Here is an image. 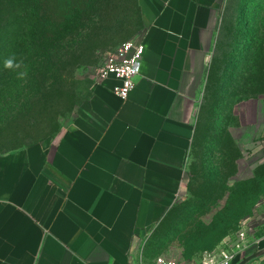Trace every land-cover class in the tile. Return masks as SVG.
Returning a JSON list of instances; mask_svg holds the SVG:
<instances>
[{
  "label": "crops",
  "instance_id": "obj_1",
  "mask_svg": "<svg viewBox=\"0 0 264 264\" xmlns=\"http://www.w3.org/2000/svg\"><path fill=\"white\" fill-rule=\"evenodd\" d=\"M223 1L100 0L87 30L139 28L141 74L125 99L97 77L55 139L0 149V264H154L143 241L186 191Z\"/></svg>",
  "mask_w": 264,
  "mask_h": 264
},
{
  "label": "rangeland",
  "instance_id": "obj_2",
  "mask_svg": "<svg viewBox=\"0 0 264 264\" xmlns=\"http://www.w3.org/2000/svg\"><path fill=\"white\" fill-rule=\"evenodd\" d=\"M61 1L41 3V17L51 25L44 28L23 8L27 0H8L0 66L15 57L20 67L0 74V149L55 139L90 95L98 67L114 49L107 46L139 29L71 31L61 22L69 18ZM222 6L221 50L211 60L196 115L186 191L144 239L151 260L162 253L194 259L244 221L255 243L239 262L264 249V0H224ZM246 264H264V255Z\"/></svg>",
  "mask_w": 264,
  "mask_h": 264
},
{
  "label": "built area",
  "instance_id": "obj_3",
  "mask_svg": "<svg viewBox=\"0 0 264 264\" xmlns=\"http://www.w3.org/2000/svg\"><path fill=\"white\" fill-rule=\"evenodd\" d=\"M144 50V42L137 38L124 41L105 57L98 67L97 77L114 74L120 80L115 92L123 99L127 98L141 74ZM251 230L252 227L244 221L235 232L225 236L211 249L201 251L194 259L162 253L157 255L154 264H237L255 243Z\"/></svg>",
  "mask_w": 264,
  "mask_h": 264
},
{
  "label": "trees",
  "instance_id": "obj_4",
  "mask_svg": "<svg viewBox=\"0 0 264 264\" xmlns=\"http://www.w3.org/2000/svg\"><path fill=\"white\" fill-rule=\"evenodd\" d=\"M46 2H49V0H27V3L25 5H23V8L28 10V12H31L33 18L35 17L38 19V17H39L40 18L39 24H44V28H45V26H48L50 28L51 25H50V23H48L49 20L42 18L41 14H40L42 12L39 11L40 9L43 10L41 8V3H43V5H45ZM61 2H66L67 5H66L65 12L66 13L68 12V14H69V18L68 19H61V22H65V23L67 22L68 26H69L68 29H70L71 31H73V30H87L88 22H92V21L97 20V18H94V17L97 14V10L100 7V5H99L100 0H62ZM45 8L47 10H51L52 14H53V12L54 13L56 12V9H54L49 4L46 5ZM38 13H39V15H38ZM43 13H45V12H43ZM42 20H43V22H41ZM98 20L101 21V17L98 18ZM2 21H5V23H4V25H2L3 27L0 25V28L2 27L1 29L6 28V26L8 25V0L3 1L2 4H0V23ZM53 21H55V20H53ZM53 21H51V22H53ZM65 23H62L63 25L61 26V29L64 27ZM54 24H56V22H54ZM97 29H99V28L97 27ZM218 34H219L218 41H217L216 46H215L214 51H213L212 60L214 59L216 52L218 50L219 51L221 50L219 48V41L223 37H222V34L220 32V27L218 30ZM121 44H119V45H121ZM119 45H117L115 48H117ZM2 71L5 73H8V69L4 67V63L2 66H0V74L2 73ZM1 81H5V78L1 79ZM214 246H211V248ZM211 248H209V249H211Z\"/></svg>",
  "mask_w": 264,
  "mask_h": 264
},
{
  "label": "clouds",
  "instance_id": "obj_5",
  "mask_svg": "<svg viewBox=\"0 0 264 264\" xmlns=\"http://www.w3.org/2000/svg\"><path fill=\"white\" fill-rule=\"evenodd\" d=\"M4 67L7 69H11L13 67L19 68L20 64L15 61V57H10V58L5 60ZM25 75H26L25 73H20L19 78L23 79Z\"/></svg>",
  "mask_w": 264,
  "mask_h": 264
},
{
  "label": "water",
  "instance_id": "obj_6",
  "mask_svg": "<svg viewBox=\"0 0 264 264\" xmlns=\"http://www.w3.org/2000/svg\"><path fill=\"white\" fill-rule=\"evenodd\" d=\"M263 255H264V249L258 250L256 252L252 253L251 255L247 256L243 260H241L238 264H246L248 261H250L256 257L263 256Z\"/></svg>",
  "mask_w": 264,
  "mask_h": 264
}]
</instances>
